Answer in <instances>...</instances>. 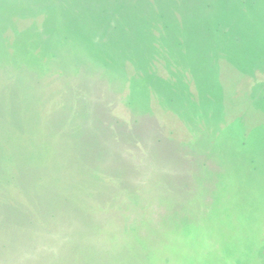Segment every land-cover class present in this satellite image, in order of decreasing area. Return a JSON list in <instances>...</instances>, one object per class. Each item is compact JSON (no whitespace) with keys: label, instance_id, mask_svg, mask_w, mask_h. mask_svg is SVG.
I'll use <instances>...</instances> for the list:
<instances>
[{"label":"rangeland","instance_id":"1","mask_svg":"<svg viewBox=\"0 0 264 264\" xmlns=\"http://www.w3.org/2000/svg\"><path fill=\"white\" fill-rule=\"evenodd\" d=\"M56 1L50 0L48 7L58 6ZM236 2L240 9L242 0ZM31 3L25 0L21 6H8L10 18L3 21L14 30H6L4 37L14 41L19 36L22 44L32 36V29L41 31L47 6L40 11ZM261 6L263 34L251 43L248 54L240 59L244 61L236 64L235 54L230 65L220 61L223 108L216 123L206 115L195 120L190 115L181 117L152 93L147 118L153 124L146 120L141 124H152L169 141L172 156L165 157L171 159L155 154L146 138L118 135L108 139L107 147L101 145L107 151L106 160L96 159L92 161L95 166H86L87 178L78 180L80 188L73 187L77 180L70 175L69 190L48 187L57 193L49 200L46 194L48 203L30 196L23 186L4 188L3 205L12 202L21 217L12 212L9 221L0 217V264H264V101L251 98V84L245 76L248 69L264 66ZM64 26L54 19L52 35L57 32L58 36ZM165 72L162 68L159 77H167ZM27 80L23 75L22 81L12 85L24 82L31 97L38 90L27 88ZM51 80L44 93L62 88L71 94V82L64 88ZM142 85L137 84L135 94ZM188 85L196 101L198 90L193 82ZM102 89L112 114L132 127L128 89H115L116 93ZM46 93L41 98L46 103H38V108L47 122L48 115L67 98H47ZM67 116L68 112H61L56 121ZM116 138L122 141L123 152L116 144L109 145ZM120 152L125 154L122 162ZM72 154L67 150L59 161L68 157L73 171L81 169ZM91 169H96L92 179ZM65 191L68 196L61 194Z\"/></svg>","mask_w":264,"mask_h":264},{"label":"trees","instance_id":"2","mask_svg":"<svg viewBox=\"0 0 264 264\" xmlns=\"http://www.w3.org/2000/svg\"><path fill=\"white\" fill-rule=\"evenodd\" d=\"M24 2L0 0V21L4 24L0 28V217L6 221L9 212L20 217L21 213L12 202L3 205L4 188L23 186L44 203H48L47 193L48 200L57 194L48 187L70 189V175L77 180L73 187L80 188L78 180L87 178L86 166H95L92 161L96 159L106 160L107 151L101 145L107 147L113 136L146 138L155 154L171 159L165 157L172 156L169 141L151 128L153 122L147 118L150 95L155 93L164 107L181 117L190 115L195 120L206 115L216 123L223 108L220 61L230 65L234 54L237 61L231 62L244 61L240 59L248 54L251 43L263 34L258 12L264 0H242L240 9L236 0H59L53 7H48L50 0L40 4L31 0L30 6L40 11L47 6L43 11L47 16L41 31L32 29V36L20 44L19 36L14 41L4 37L3 33L14 27L3 19L10 18L8 6ZM54 19L65 25L58 36L57 32L52 35ZM162 68L165 78L159 77ZM23 75L30 82L26 87L38 90L31 97L24 82L12 85L22 81ZM54 76L59 78L53 81ZM245 76L251 84V98L264 101V66L248 69ZM14 78L18 80L12 81ZM50 80L55 84L59 81L62 87L71 82L73 90L71 94L62 88L50 94L45 90L47 98H67L46 122L38 103L46 101L41 98ZM192 82L198 90L196 101L187 88ZM137 84H143L139 94H135ZM102 88L115 93L119 88L128 89L133 101L128 102L132 127L124 126L105 105ZM61 112H68L69 117L58 122ZM144 120L152 124H141ZM115 144L122 151V141H109L110 146ZM67 150L73 152L75 164H82L81 169L73 171L68 157L59 161ZM118 155L122 162L125 154ZM90 171L92 179L96 169ZM61 194L69 195L68 191Z\"/></svg>","mask_w":264,"mask_h":264}]
</instances>
